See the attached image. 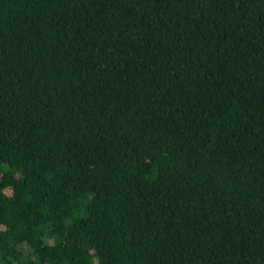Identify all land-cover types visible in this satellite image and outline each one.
<instances>
[{
    "label": "trees",
    "instance_id": "obj_1",
    "mask_svg": "<svg viewBox=\"0 0 264 264\" xmlns=\"http://www.w3.org/2000/svg\"><path fill=\"white\" fill-rule=\"evenodd\" d=\"M0 264H264V0H0Z\"/></svg>",
    "mask_w": 264,
    "mask_h": 264
}]
</instances>
